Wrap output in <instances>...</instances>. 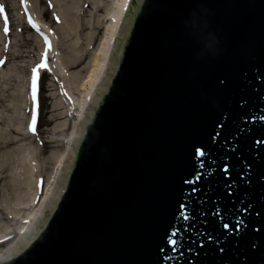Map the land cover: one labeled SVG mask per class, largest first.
<instances>
[{"label": "water", "instance_id": "water-1", "mask_svg": "<svg viewBox=\"0 0 264 264\" xmlns=\"http://www.w3.org/2000/svg\"><path fill=\"white\" fill-rule=\"evenodd\" d=\"M47 205L0 264H264V0H127Z\"/></svg>", "mask_w": 264, "mask_h": 264}, {"label": "rangeland", "instance_id": "rangeland-1", "mask_svg": "<svg viewBox=\"0 0 264 264\" xmlns=\"http://www.w3.org/2000/svg\"><path fill=\"white\" fill-rule=\"evenodd\" d=\"M111 2L0 0L1 257L40 203L56 159L65 148L76 107L71 105L72 96L80 95V76L72 74L83 65L88 67L107 22L101 18L107 16ZM63 14L71 20L69 27ZM29 17L37 27L29 23ZM42 60L47 67L39 70L34 104L32 69ZM61 60L64 68L59 65ZM33 111L34 131L29 128Z\"/></svg>", "mask_w": 264, "mask_h": 264}, {"label": "bare ground", "instance_id": "bare-ground-1", "mask_svg": "<svg viewBox=\"0 0 264 264\" xmlns=\"http://www.w3.org/2000/svg\"><path fill=\"white\" fill-rule=\"evenodd\" d=\"M59 1L60 0H58V2ZM126 3H127V0H112V2L110 3L106 11L107 16L104 15L103 18H101V20L104 19V21L107 20V22L104 25L103 34L90 59V63L88 67L86 65H83L82 67L78 68L77 71H74V73L72 74V76L75 78L77 76L78 77L80 76V82H79V87H78V90H80V95L75 96V97L72 96L73 101L71 100V105L72 107L76 105V107H73L75 110V114H74V117L72 118V122H71L72 125H71L69 135L67 137L66 143H65V148L58 155L56 159L55 170L52 172L50 181H48L47 183V187L45 188V193L42 196L37 208L30 212V215L28 216V219H27V223L22 227L20 231L22 232L20 238H22V234L30 231L34 218L36 216L37 210L44 209V207L48 206L47 204L49 203L48 201L51 198V195H52L57 177L59 175L65 154L67 152L69 143H75L76 141L79 117L87 115L92 86L98 85L99 83L101 74L103 72L108 54L110 52L115 34L117 32L122 14L125 9ZM63 9L65 11V9L67 8H63ZM62 13H63V10H62ZM65 14H63L64 24L65 26L69 27L71 24V20H69L67 16H65ZM51 56L52 55L50 54L49 58ZM61 62L62 60L60 61L59 65H61ZM61 67L64 68V65H61ZM85 70H86V73L83 74L82 72ZM65 123L66 121H63L62 123L61 122L58 123L59 125L58 128L63 127ZM62 134L63 133H61V135ZM27 171H30V167L28 168ZM15 243L16 242L11 244L10 246H13ZM9 251H10V248H9Z\"/></svg>", "mask_w": 264, "mask_h": 264}, {"label": "snow or ice", "instance_id": "snow-or-ice-1", "mask_svg": "<svg viewBox=\"0 0 264 264\" xmlns=\"http://www.w3.org/2000/svg\"><path fill=\"white\" fill-rule=\"evenodd\" d=\"M51 6V5H49ZM29 23L33 25V27H37L31 20V17H29ZM4 33L5 35H7L8 33V21H7V18L5 17V20H4ZM45 42L47 43V38L45 37ZM0 63H2V61H0ZM47 65L46 63L42 60L41 63L39 65H37L35 68L32 69V100L35 104L36 100H37V82H38V79H39V70L41 68H46ZM35 122H36V112L33 111V117H32V122L30 123L29 125V128L30 130L34 131V125H35ZM197 152L198 154H200L201 156H203L205 153L203 151H201L200 149H197ZM228 168L229 166L227 164H224L223 168H221V171L224 172L225 174L228 173ZM186 183H192V181H185ZM181 209H183L185 206L182 204L181 206ZM184 219H187V217H184ZM242 223L239 222L235 225V230L236 231H239L240 230V224ZM222 227L224 229H228L230 227V225L228 223H224L222 225ZM179 234V229L177 230H174L172 231L168 236H166V242L171 244V245H175L177 243V241L175 239H172V237H175ZM161 251H163V249H161Z\"/></svg>", "mask_w": 264, "mask_h": 264}]
</instances>
